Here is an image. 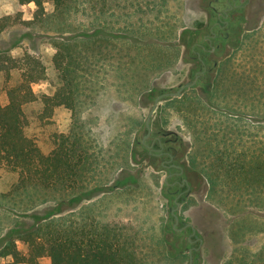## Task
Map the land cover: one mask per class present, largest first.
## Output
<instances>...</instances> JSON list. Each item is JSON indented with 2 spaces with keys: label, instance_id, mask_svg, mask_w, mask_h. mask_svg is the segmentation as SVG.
<instances>
[{
  "label": "trees",
  "instance_id": "obj_1",
  "mask_svg": "<svg viewBox=\"0 0 264 264\" xmlns=\"http://www.w3.org/2000/svg\"><path fill=\"white\" fill-rule=\"evenodd\" d=\"M18 2L21 6L31 3L36 6L34 19L26 24L48 23L61 36L54 37L52 64L57 82L51 93L34 90L35 84L50 79L49 70L39 57L29 51L20 56L7 51L0 53V171L17 176L13 188L3 197L13 199L31 191L38 195L44 190L62 199L59 207L47 215H30L33 224L20 223L13 228L2 240L0 259L11 258L4 264H40L44 257H50L52 264H146L131 227L95 221L90 216H82L76 223L55 216L63 212L62 203L67 197L76 207L105 193L101 185L93 188L100 162L91 152L85 127L80 125L81 97L90 86L89 79L95 76V67L100 61L116 56L130 60L128 44L133 43L153 48L149 56L156 63L152 64L153 68L145 69L146 77L168 69L182 55V42L174 40L177 27L171 29L169 36L145 43L131 38L128 28L120 33V29L113 31L111 24L100 23L101 15H106V6L98 10L95 4L98 0ZM47 4H52V12H47ZM87 4L92 5L96 14L91 26L72 25L69 20L85 13ZM9 20L0 21V32L10 25ZM252 56L251 69L243 70L242 65L237 68L227 60L220 64L216 77L201 80L182 97L168 99L169 106L179 113L191 132L190 139L175 134L187 175L192 170L195 176L208 178L213 186L261 193L264 192V141H256L247 123H243L253 122L264 114V52ZM144 82L141 103L145 97L146 101L152 97L148 79ZM59 109L71 113L70 128L48 132L45 146L40 143V134L51 130ZM122 179L108 192L126 190L129 186ZM245 228L235 235L242 239ZM225 264H264V246L253 258L235 256Z\"/></svg>",
  "mask_w": 264,
  "mask_h": 264
},
{
  "label": "rangeland",
  "instance_id": "obj_2",
  "mask_svg": "<svg viewBox=\"0 0 264 264\" xmlns=\"http://www.w3.org/2000/svg\"><path fill=\"white\" fill-rule=\"evenodd\" d=\"M208 1L107 0L102 3V0H98L95 4L98 10L106 6V15H101L99 21L105 25L111 24L113 31L120 29L118 32L121 33V29L128 28L131 38L147 43L152 38L169 36L176 26L174 40L183 44L186 40H195L193 34L206 26ZM86 6L85 13L74 15L69 20L72 25L78 28L91 26L96 14L91 4ZM46 7L47 12L53 11L52 4ZM35 10L33 3L21 6L18 0H0V21L10 19V25L0 32V53L7 51L20 56L29 51L39 57L47 66L50 79L35 84L34 90L36 93H51L57 82L52 64L54 37H60L61 33L53 30L48 23L26 24V21L34 19ZM248 13L250 18L253 14L256 18L247 24V29L246 25L243 30L233 34L230 46H223L217 56L219 64L209 78L216 77L220 64L227 60L235 63L237 68L242 65L243 70L251 69L254 65L252 55L264 52V0H255ZM199 40H203V37ZM128 45L130 60L116 56L100 61L95 67V76L89 79L90 86L81 97L80 125L85 127L91 152L100 162L92 185L93 188L97 187L95 185L103 186L105 193L76 207L70 204V200L68 202L67 197L66 202L62 203L63 212L55 217H67L69 222L76 223L82 216H90L95 221L127 225L136 234L139 254L147 259L146 264H188L187 254L178 256L179 259L174 258L180 253L182 245L171 233L174 197L167 195L165 171H161L159 164H147V153L141 141L147 117L160 91H177L180 85L189 81L191 57L182 53L175 65L167 70L149 73L146 77L145 69L153 68L152 64L156 63L149 56L152 46ZM144 56L150 64L146 63ZM144 79H148V91L152 97L148 101L145 97L141 103L144 92L140 91L146 85ZM149 101H153V104ZM170 101L166 99L160 102L153 116L154 122L190 139V130L179 113L169 106ZM257 117L253 122L243 123H247V129L256 136V141H264V114ZM55 121L51 130L40 134L41 144L47 146L48 132L70 128L71 113L59 109ZM120 178L129 187L109 194L108 191ZM197 178H192L195 195L183 206L180 214L197 228L206 230V248L200 254V264H225L235 256L255 257L264 246V192L235 191L227 186H213L208 178ZM16 180V175L0 171V245L18 224H33L35 221L30 215H47L50 210L59 207L62 199V196L44 190L38 195L31 191L13 199L3 197L10 192ZM244 226L245 235L240 239L235 233H241ZM19 247L24 249L23 244ZM10 260L1 258L0 264ZM40 264H52L50 257L42 258Z\"/></svg>",
  "mask_w": 264,
  "mask_h": 264
},
{
  "label": "flooded vegetation",
  "instance_id": "obj_3",
  "mask_svg": "<svg viewBox=\"0 0 264 264\" xmlns=\"http://www.w3.org/2000/svg\"><path fill=\"white\" fill-rule=\"evenodd\" d=\"M254 1L255 0L208 1V6L206 8L208 21L206 26L202 29H198L193 34L195 40H186L183 43L184 54L190 55L191 57L189 60L191 67L188 75V82L195 81L197 75H200L194 87L197 86L201 80L206 79L209 74H212V71L216 69V64H219L217 56L224 45L230 46V42L234 37L233 34L243 30L247 24L251 23V20L256 18L255 14H253L251 18L249 17L250 15H248L250 7L254 5ZM260 11H258V14H260ZM247 28L248 25L246 29ZM202 32L204 33L201 34ZM202 37L203 40L200 41L199 39ZM192 52L193 54H191ZM167 91L172 90L163 89L160 91V94ZM166 99L168 98L163 100L165 101ZM150 103L153 104V101H150ZM147 134L148 129L146 124L141 144L147 153V164H159V167L162 169L161 171H165L164 184L167 187V195L168 197H174V207H171V210L177 207L178 202H181V206L176 212L179 216L178 223L171 212V219L173 220L171 233L174 234L176 237L175 239L179 238L178 241L181 242L183 247L182 251H180L176 257L187 254L188 264L191 256L194 264H200L202 263L200 254L204 248H206L205 229L202 230L197 228L195 224L188 222L180 214L183 206L195 194L194 185L191 183L190 177H188L189 174L187 175L184 167L185 160L182 154L183 152L179 149L178 138H175L176 135H180L176 131L167 129L163 124H156L153 117L151 120V134L145 140L144 138ZM187 224L191 225L187 226Z\"/></svg>",
  "mask_w": 264,
  "mask_h": 264
},
{
  "label": "water",
  "instance_id": "obj_4",
  "mask_svg": "<svg viewBox=\"0 0 264 264\" xmlns=\"http://www.w3.org/2000/svg\"><path fill=\"white\" fill-rule=\"evenodd\" d=\"M218 64H216L217 66ZM199 77L200 75L198 74L197 75V78L195 79V81L193 82H187L185 84H182L180 85L179 89L177 91H167V92H163L161 93L155 100L150 112H149V115L147 117V120H146V124H147V129H148V134L145 136V140L150 136L151 134V120H152V117L154 115V113L156 112L160 102L165 99V98H170V97H182L184 92L187 90V89H190V88H193L194 85L197 83V81L199 80ZM181 206V202H178L177 203V207L173 208L171 210L172 212V215L175 216L176 218V222L178 223L179 222V216L176 214V212L179 210ZM188 225H191V224H187ZM192 252V251H191ZM189 264H194L193 263V258L191 256L190 258V261H189Z\"/></svg>",
  "mask_w": 264,
  "mask_h": 264
},
{
  "label": "crops",
  "instance_id": "obj_5",
  "mask_svg": "<svg viewBox=\"0 0 264 264\" xmlns=\"http://www.w3.org/2000/svg\"><path fill=\"white\" fill-rule=\"evenodd\" d=\"M182 49H183V48H182ZM182 53H184V49L182 50ZM166 70H167V69H166ZM176 132H178V131H176ZM178 133H179V132H178ZM179 134H180V133H179ZM180 135L183 136V134H180ZM183 137H184V136H183ZM191 172H192V174H191L190 176H188V177H190V181H191V183L194 184L192 178H194V177H196V176L194 175V173H193L192 170H191ZM200 177H201V176H200ZM198 178H199V177H198ZM198 178H197V179H198ZM113 193H114V192H113ZM113 193L109 192V194H113ZM116 193H117V192H116ZM116 193H114V194H116ZM194 195H195V194H194ZM188 201H190V200H188ZM188 201H187V202H188ZM187 202H186V203H187ZM190 223H193V222H190ZM193 224H194V223H193ZM176 258L179 259V257H176Z\"/></svg>",
  "mask_w": 264,
  "mask_h": 264
}]
</instances>
